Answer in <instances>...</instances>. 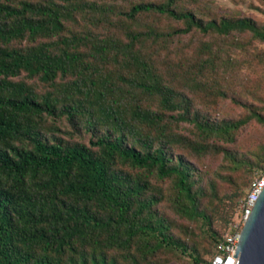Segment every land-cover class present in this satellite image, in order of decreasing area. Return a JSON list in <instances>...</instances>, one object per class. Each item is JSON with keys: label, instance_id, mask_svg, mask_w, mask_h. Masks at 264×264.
<instances>
[{"label": "trees", "instance_id": "trees-1", "mask_svg": "<svg viewBox=\"0 0 264 264\" xmlns=\"http://www.w3.org/2000/svg\"><path fill=\"white\" fill-rule=\"evenodd\" d=\"M197 1L0 0V264H200L233 230L264 23Z\"/></svg>", "mask_w": 264, "mask_h": 264}, {"label": "rangeland", "instance_id": "rangeland-1", "mask_svg": "<svg viewBox=\"0 0 264 264\" xmlns=\"http://www.w3.org/2000/svg\"><path fill=\"white\" fill-rule=\"evenodd\" d=\"M197 11L210 12L216 15H230V16H248L254 19L259 24L264 23V0H198L195 4ZM199 9V10H198ZM167 21V20H164ZM248 38V35L245 36ZM210 39V36H202L195 33L191 38L192 44L198 46L201 40ZM184 41H189V38H185ZM254 45L259 50H264V43L254 42ZM33 81V80H32ZM31 81V82H32ZM240 112V108L229 103V101L222 102L216 111L219 116L232 117ZM264 140V126L258 127L255 125H248L240 133L239 142L246 146H251L257 141ZM219 162V160H218ZM170 220H171V216ZM176 224L180 223V220H173ZM186 226L193 229L195 232L199 229V224L186 222ZM199 240V239H198ZM210 256V253H204L203 259ZM164 264H192L188 257H179L174 254L168 255V259Z\"/></svg>", "mask_w": 264, "mask_h": 264}, {"label": "water", "instance_id": "water-1", "mask_svg": "<svg viewBox=\"0 0 264 264\" xmlns=\"http://www.w3.org/2000/svg\"><path fill=\"white\" fill-rule=\"evenodd\" d=\"M229 264H264V183L241 227Z\"/></svg>", "mask_w": 264, "mask_h": 264}, {"label": "built area", "instance_id": "built-area-1", "mask_svg": "<svg viewBox=\"0 0 264 264\" xmlns=\"http://www.w3.org/2000/svg\"><path fill=\"white\" fill-rule=\"evenodd\" d=\"M264 183V174H260L251 181L247 194L239 203L240 215L232 223L229 233L217 244L215 254L208 260L200 264H229L233 251L240 237V230L245 220L248 218L253 205L257 199L260 189Z\"/></svg>", "mask_w": 264, "mask_h": 264}]
</instances>
